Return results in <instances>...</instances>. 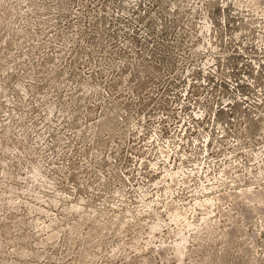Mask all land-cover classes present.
Returning <instances> with one entry per match:
<instances>
[{
  "label": "rangeland",
  "instance_id": "1",
  "mask_svg": "<svg viewBox=\"0 0 264 264\" xmlns=\"http://www.w3.org/2000/svg\"><path fill=\"white\" fill-rule=\"evenodd\" d=\"M183 15L238 89L170 168ZM262 189L264 0H0V264H264Z\"/></svg>",
  "mask_w": 264,
  "mask_h": 264
},
{
  "label": "built area",
  "instance_id": "2",
  "mask_svg": "<svg viewBox=\"0 0 264 264\" xmlns=\"http://www.w3.org/2000/svg\"><path fill=\"white\" fill-rule=\"evenodd\" d=\"M183 16L185 17L182 21L186 24L193 22V28L186 26L178 32H170L165 47L169 55L175 56V59L168 58L167 67L181 63V68L167 80L165 88L176 82L181 83L182 87L178 88L172 97L165 95L164 88L163 102L156 114L157 120L152 119V129L157 137L156 142L159 143L158 149L159 145L167 147V150L162 147L158 152L173 158L166 160V166L170 168L177 160L175 156L179 154L178 151L182 157L190 152L194 153L195 149L205 147L213 138L212 128L220 113L226 110L229 112L233 103L230 102L227 109L228 105H213L212 101L219 98L223 92L238 89L237 82L232 80V65L224 63L219 69L210 52L204 47L199 49L201 54L188 56V52L200 41L201 36L209 34L212 30L211 26H199L200 16ZM170 126L173 133L167 134Z\"/></svg>",
  "mask_w": 264,
  "mask_h": 264
},
{
  "label": "bare ground",
  "instance_id": "3",
  "mask_svg": "<svg viewBox=\"0 0 264 264\" xmlns=\"http://www.w3.org/2000/svg\"><path fill=\"white\" fill-rule=\"evenodd\" d=\"M253 192V191H252ZM247 194V193H246ZM254 195H255V193H254ZM256 196L257 197H262V196H264V189H262V190H260V191H258V192H256ZM253 197V196H252ZM255 197V196H254ZM253 197V198H254ZM211 203V202H210ZM209 202H208V204H210ZM208 206V205H207ZM204 208V207H203ZM183 218V217H182ZM185 218V217H184ZM177 223V222H176ZM180 224H181V222H180ZM186 224H187V222H186ZM189 229V228H188ZM180 232V231H179ZM195 232V231H194ZM183 233V232H182ZM181 233V234H182ZM189 238V237H188Z\"/></svg>",
  "mask_w": 264,
  "mask_h": 264
}]
</instances>
